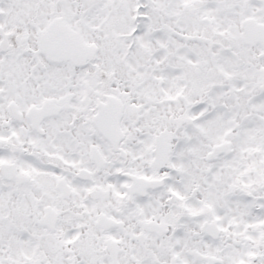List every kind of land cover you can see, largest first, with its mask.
I'll return each mask as SVG.
<instances>
[{
    "label": "snow or ice",
    "instance_id": "snow-or-ice-1",
    "mask_svg": "<svg viewBox=\"0 0 264 264\" xmlns=\"http://www.w3.org/2000/svg\"><path fill=\"white\" fill-rule=\"evenodd\" d=\"M0 264H264V0H0Z\"/></svg>",
    "mask_w": 264,
    "mask_h": 264
}]
</instances>
